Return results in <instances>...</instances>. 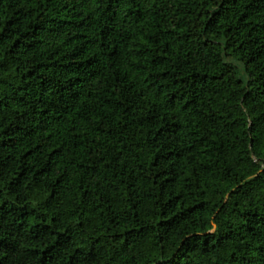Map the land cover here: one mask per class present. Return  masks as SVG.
<instances>
[{
    "label": "trees",
    "instance_id": "16d2710c",
    "mask_svg": "<svg viewBox=\"0 0 264 264\" xmlns=\"http://www.w3.org/2000/svg\"><path fill=\"white\" fill-rule=\"evenodd\" d=\"M0 264H264V0H0Z\"/></svg>",
    "mask_w": 264,
    "mask_h": 264
}]
</instances>
